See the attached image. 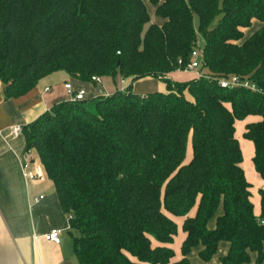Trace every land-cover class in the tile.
I'll return each instance as SVG.
<instances>
[{
	"label": "trees",
	"instance_id": "obj_1",
	"mask_svg": "<svg viewBox=\"0 0 264 264\" xmlns=\"http://www.w3.org/2000/svg\"><path fill=\"white\" fill-rule=\"evenodd\" d=\"M253 22L263 26L246 38ZM198 35L201 77L172 81ZM59 72L94 86L92 77L164 86L98 97L93 111L86 100L61 102L22 127L25 150L36 152L68 216L79 264H190L197 247L208 263L221 242L229 249L220 264H248L253 253L264 261V192L256 217L234 137L236 122L259 116L243 137L264 178V0H0L5 97ZM232 75L259 92L217 86ZM171 217L184 219L178 261L168 247L177 234Z\"/></svg>",
	"mask_w": 264,
	"mask_h": 264
},
{
	"label": "crops",
	"instance_id": "obj_2",
	"mask_svg": "<svg viewBox=\"0 0 264 264\" xmlns=\"http://www.w3.org/2000/svg\"><path fill=\"white\" fill-rule=\"evenodd\" d=\"M153 12L151 22L160 24V21L154 18ZM262 26L261 23L253 22L252 27L244 31L246 38ZM167 77L176 82H187L197 78L194 73L180 71L171 73ZM121 81L123 87L120 90L116 88L112 90L94 89L89 86L91 84L77 81L59 72V74L54 73L44 77L31 91L18 98H6L4 87L0 83V264H79L72 252L68 216L59 206L54 185L47 178L40 183H24L21 179L19 166L22 156L27 152L25 139L23 135L13 137L11 128L25 127L40 119L54 106L64 102V96L67 94L63 89L65 84H69L74 91L83 90L85 92L84 100L90 102L87 104L90 111H93L91 102L94 99L110 96L116 91H125L128 87L134 93L135 86L140 82L145 83L143 85L147 90L141 91V97L164 91L163 84L152 78H143L135 82ZM258 120L260 121L259 116H248L243 121L236 122L234 126L236 130L234 137L241 152L242 162L239 167L250 186V202L256 217L260 215L259 192H264V178H261L254 169L252 163L254 146L244 139L243 134L246 125L256 123ZM31 153L32 157L38 160L36 152L32 150ZM190 158L191 149L188 144L184 164L188 163ZM30 167L28 163V168ZM38 196H43V200L34 203L33 199ZM194 212L195 210H192L189 216L193 217ZM221 214L222 208L218 207L215 215L207 224L208 230L215 228L216 218ZM171 219L177 225V234L173 238V243L168 247L174 251L172 261H178L181 258L180 246L186 237L181 230L184 219L172 217ZM50 229L63 230L61 244L53 245L41 238L34 240V237L42 236ZM152 246L156 247L158 244L153 243ZM228 249V243H219L214 257L208 263L202 262L198 257V253L202 250L201 247L192 249L187 258L190 264H220L219 259L226 255ZM255 259L256 254L249 255L248 264H256ZM261 264H264V261Z\"/></svg>",
	"mask_w": 264,
	"mask_h": 264
},
{
	"label": "built area",
	"instance_id": "obj_3",
	"mask_svg": "<svg viewBox=\"0 0 264 264\" xmlns=\"http://www.w3.org/2000/svg\"><path fill=\"white\" fill-rule=\"evenodd\" d=\"M201 54L199 50L194 49L189 57L188 61L183 64V62L179 61L178 64L181 69L177 71L185 72V73H194L196 74L197 78L199 79L202 74H200L201 69V62H200ZM91 81L95 84L101 83V78L99 77H92ZM217 86L221 89H234V88H243L252 92H259L257 87L251 83L249 80L242 79L239 76H228L220 78L217 81ZM63 89L66 91V95L69 98L70 102H80L84 100L85 92L83 90L74 91L69 84H65ZM11 135L13 137H17L22 135V127L14 126L11 128ZM32 150H29L22 156L20 161V176L24 183H40L43 182L46 178L45 172L39 163V161L33 158V154L31 153ZM30 164V168H28V163ZM43 196H38L33 199L34 203H39L43 200ZM260 224H263V221H260ZM62 231L60 229H50L49 232H46L42 236L34 237V240L41 238L47 243H52L53 245H59L62 243Z\"/></svg>",
	"mask_w": 264,
	"mask_h": 264
},
{
	"label": "rangeland",
	"instance_id": "obj_4",
	"mask_svg": "<svg viewBox=\"0 0 264 264\" xmlns=\"http://www.w3.org/2000/svg\"><path fill=\"white\" fill-rule=\"evenodd\" d=\"M147 9H148V12H149L150 16H152L153 8H151V6L149 5V6H147ZM194 24H196V19L194 21ZM198 36H199L198 37V40H197L198 45L194 49L200 51L201 50L200 47H202L203 41H202L201 36L200 35H198ZM60 73H62V72H60ZM182 73H184V72H182ZM55 76H57V75H55ZM113 84H114V86H113ZM143 84H145V83L144 82L138 83L135 86V89H134L135 92L133 94L137 93V96H140L141 97L142 92L147 91L146 88H145V85H143ZM89 86L91 88H94V89L104 88L105 90L106 89L112 90V89H115L116 88L117 90H120L123 87V82L121 81V79L119 77H116L114 80L109 79V78L108 79L101 78V83L100 84H97L95 86H92V85H89ZM63 101L64 102L65 101H69V98L67 97V95L64 96V100Z\"/></svg>",
	"mask_w": 264,
	"mask_h": 264
}]
</instances>
